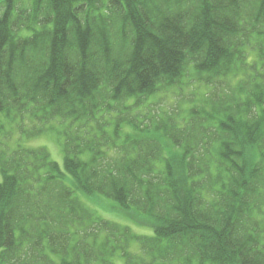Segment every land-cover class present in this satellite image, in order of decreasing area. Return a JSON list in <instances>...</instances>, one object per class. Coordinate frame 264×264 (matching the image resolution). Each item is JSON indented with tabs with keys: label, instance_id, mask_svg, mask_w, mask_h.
Here are the masks:
<instances>
[{
	"label": "trees",
	"instance_id": "trees-1",
	"mask_svg": "<svg viewBox=\"0 0 264 264\" xmlns=\"http://www.w3.org/2000/svg\"><path fill=\"white\" fill-rule=\"evenodd\" d=\"M0 174V264H264V0H0Z\"/></svg>",
	"mask_w": 264,
	"mask_h": 264
},
{
	"label": "rangeland",
	"instance_id": "rangeland-1",
	"mask_svg": "<svg viewBox=\"0 0 264 264\" xmlns=\"http://www.w3.org/2000/svg\"><path fill=\"white\" fill-rule=\"evenodd\" d=\"M177 99L178 96L169 95L168 97L162 98V104H166V107H169L170 104ZM25 145L29 148H45L49 152L52 161L56 162L60 168L64 170L63 141L59 137L57 131L49 132L48 134L31 141H26ZM1 180L2 177L0 174V182ZM78 197L86 205V207H88V209L93 211L102 219L119 224L120 226L128 227L139 236L153 235V231L150 228L139 227L132 223L127 217V213L124 214L120 211L119 206L112 200L102 196H98L97 198H88L81 194H79ZM134 248L137 249V246ZM115 264H124V261L117 258L115 259Z\"/></svg>",
	"mask_w": 264,
	"mask_h": 264
}]
</instances>
